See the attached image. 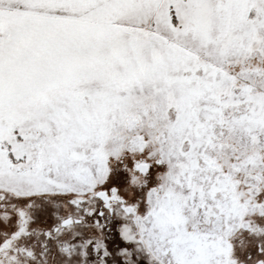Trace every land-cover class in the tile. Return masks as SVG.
Segmentation results:
<instances>
[{"label": "snow or ice", "instance_id": "obj_1", "mask_svg": "<svg viewBox=\"0 0 264 264\" xmlns=\"http://www.w3.org/2000/svg\"><path fill=\"white\" fill-rule=\"evenodd\" d=\"M0 264H264V0H0Z\"/></svg>", "mask_w": 264, "mask_h": 264}]
</instances>
